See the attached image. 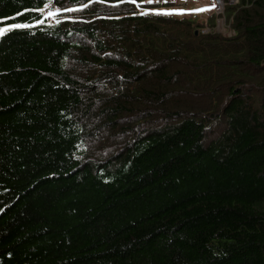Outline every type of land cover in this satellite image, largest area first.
<instances>
[{"label":"trees","instance_id":"obj_1","mask_svg":"<svg viewBox=\"0 0 264 264\" xmlns=\"http://www.w3.org/2000/svg\"><path fill=\"white\" fill-rule=\"evenodd\" d=\"M227 12L0 0V264H264V0Z\"/></svg>","mask_w":264,"mask_h":264},{"label":"rangeland","instance_id":"obj_2","mask_svg":"<svg viewBox=\"0 0 264 264\" xmlns=\"http://www.w3.org/2000/svg\"><path fill=\"white\" fill-rule=\"evenodd\" d=\"M211 1L212 0H153V3L149 4L147 3V0H144V5L148 4L156 7H139V9L142 13L146 10L152 12L151 10L182 9L184 10L183 13L172 15L176 17L193 18L194 22L192 26L193 28H195V33L197 34L218 33L224 37H230L235 35V30L232 27L233 18L232 15H229V13L227 12V7L237 5L239 3V0H223V7L220 11L217 12H214V10L212 9ZM165 3H169L171 4V6L165 5ZM194 9L207 10L192 11ZM188 94L191 96L196 95L194 94V92ZM198 99L199 96L195 98L196 101Z\"/></svg>","mask_w":264,"mask_h":264},{"label":"snow or ice","instance_id":"obj_3","mask_svg":"<svg viewBox=\"0 0 264 264\" xmlns=\"http://www.w3.org/2000/svg\"><path fill=\"white\" fill-rule=\"evenodd\" d=\"M128 2L132 4H136L137 7H140V4L137 3V0H128ZM147 3L151 4L153 3V0H147ZM45 7H48L47 4H45ZM40 12H43V8L37 9ZM66 11H72V9H65ZM207 9H194L192 11H204ZM59 11V9H57ZM157 15H172V14H181L184 12L182 9H168V10H151ZM142 14H150L149 11H144ZM17 15H21V13H17ZM49 15H54V13L50 12ZM30 25L28 23H11L7 25L6 27H0V36L6 34L7 32L13 30V29H26L29 28Z\"/></svg>","mask_w":264,"mask_h":264},{"label":"built area","instance_id":"obj_4","mask_svg":"<svg viewBox=\"0 0 264 264\" xmlns=\"http://www.w3.org/2000/svg\"><path fill=\"white\" fill-rule=\"evenodd\" d=\"M214 7L215 12L220 11L223 7V0H214ZM49 10H52V7Z\"/></svg>","mask_w":264,"mask_h":264}]
</instances>
